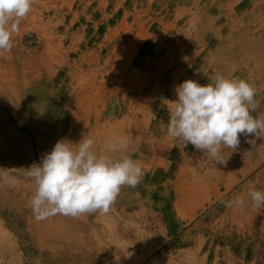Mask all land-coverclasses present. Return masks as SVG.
<instances>
[{"label":"rangeland","instance_id":"rangeland-1","mask_svg":"<svg viewBox=\"0 0 264 264\" xmlns=\"http://www.w3.org/2000/svg\"><path fill=\"white\" fill-rule=\"evenodd\" d=\"M19 28L12 50L0 54V97L27 105L23 121H35L51 150L60 139L78 144L88 135L101 152L111 139L125 138L127 150L111 155H130L144 175L135 188L122 187L106 214L38 221L30 204L35 185L24 174L41 163L36 138L0 105V168L18 169L1 186L15 202L0 209V264H264V209L248 197L250 189L264 191V140L241 135L236 150L222 148L226 163L214 164L167 135L174 101L158 89L171 73L178 85L191 77L206 85L217 72L232 78L229 69H219L229 63L245 77L243 57L237 63L229 50L242 51L251 36L264 39V0H34ZM190 40L194 53L183 50L181 59L177 44ZM45 59L55 60L50 74L33 76ZM140 71L141 102H151L146 113L122 99L137 97L126 82ZM121 80L122 95L116 90ZM257 90L262 105L264 82ZM131 117L146 120L139 125L151 143L167 148L154 153L151 147L143 157L146 141L132 137ZM238 196L245 198L243 209L225 207Z\"/></svg>","mask_w":264,"mask_h":264},{"label":"clouds","instance_id":"clouds-1","mask_svg":"<svg viewBox=\"0 0 264 264\" xmlns=\"http://www.w3.org/2000/svg\"><path fill=\"white\" fill-rule=\"evenodd\" d=\"M34 0H0V54L13 47V35L31 11ZM206 76L207 73L204 72ZM201 85L187 79L176 89L167 135L191 144L214 164H225L222 148L236 150L240 136L264 140V112L254 84L242 78H228L221 73L208 76ZM253 112L257 115L254 117ZM253 144L254 140L247 141ZM96 141L86 135L78 144L58 140L39 164L25 169V176L35 185L30 204L35 219L56 215L78 218L84 214L109 212L122 187L135 188L143 178L141 165L130 155L119 159L111 153L127 150L128 141L115 137L104 151L94 150ZM16 168H0V186L12 181ZM248 197L257 209H264V191L250 189ZM225 207L243 209L244 196L223 202Z\"/></svg>","mask_w":264,"mask_h":264},{"label":"bare ground","instance_id":"bare-ground-1","mask_svg":"<svg viewBox=\"0 0 264 264\" xmlns=\"http://www.w3.org/2000/svg\"><path fill=\"white\" fill-rule=\"evenodd\" d=\"M177 12V11H176ZM209 20V19H208ZM192 22V21H191ZM208 23V22H207ZM236 24V22L234 23ZM188 25V24H187ZM206 25V24H205ZM210 25V24H209ZM212 25V24H211ZM185 26V25H184ZM182 27V26H181ZM183 28V27H182ZM181 28V29H182ZM180 29V28H179ZM186 29V28H185ZM206 32V31H205ZM184 32H179L178 34V38L180 39V37L183 35ZM188 40V39H187ZM189 44H185L183 45L182 43L178 42L177 44V50H175V52H177V55H180V58L182 59L184 54H183V50L188 51V52H193L194 53V42L192 43L191 40L188 41ZM232 47V44L231 46ZM230 54L231 57L233 59H235V61H237V63L239 62V60L243 57V68L245 71V77L241 76V74L239 73V69H238V65L234 64V63H229L227 65H225V67L220 68V70H228L232 76V78H242L245 79L246 81H248L251 84H254L257 87H259L263 82H264V39H260L259 41V37L255 38L253 36H251V38L247 39V41L245 42V45L242 49V51H238L236 49H230ZM174 53V52H173ZM50 55V54H48ZM179 58V57H178ZM35 61V60H34ZM55 60H50V59H45L43 61H41V63H39L38 65H36V69L33 72V76L35 77H40V78H44L46 76H48L50 74L51 68L54 64ZM14 62V61H13ZM38 62V61H37ZM77 62V61H76ZM109 62H107L108 64ZM194 63V62H193ZM213 63V62H211ZM78 65V64H77ZM168 65V64H167ZM76 66V65H75ZM22 67V66H21ZM79 68V67H78ZM31 69V68H30ZM29 69V70H30ZM33 69V68H32ZM17 70V69H16ZM120 71L121 74L124 73V70H118ZM185 71V70H184ZM166 74V73H165ZM20 75V74H19ZM18 75V76H19ZM125 75V74H123ZM165 76V75H164ZM191 76V75H190ZM32 78V77H31ZM168 81L165 80V89H167L165 91V96L167 97L168 95H170V99L175 101L177 98H175V89L178 86V79L179 77L176 75V73H171L168 75ZM2 80V79H1ZM134 80V79H133ZM132 80V81H133ZM164 80V79H163ZM162 80V81H163ZM18 81V80H17ZM28 82V81H27ZM23 84V83H22ZM35 84V83H34ZM133 83H131L132 85ZM120 86H118L119 88H116V90L122 95V81L119 84ZM24 88V87H23ZM35 88V87H34ZM68 89V88H67ZM156 88H152V90H154ZM20 92V91H19ZM68 94V93H67ZM66 94V95H67ZM126 94V93H125ZM20 96V95H19ZM78 96V95H76ZM127 96V95H126ZM69 97V96H68ZM62 99V98H61ZM122 99H126L125 97L122 96ZM256 99L258 100V98L256 97ZM26 100V99H25ZM64 100V99H63ZM9 101H13V106L9 105ZM65 101V100H64ZM125 101V100H124ZM21 101H16V96L15 97H0V105L1 106H5L8 107L9 110L11 111V113L13 114V116L17 119L18 123L20 125L26 124V128L33 132L34 137L36 138V144L38 147V154H40L41 158L48 152L51 151L50 148L47 147V143L44 141H41V136L39 137V133L37 132V127L35 125V121L31 120V118H27V122L25 123L23 120V117L21 115H23L22 112V108L25 110L26 108V104H23V106H20ZM23 102V101H22ZM145 102H150L149 99H146V101H142V105H146ZM80 102L78 100H76L75 105H79ZM61 105V104H60ZM68 105V104H67ZM132 105V104H131ZM57 107V106H56ZM62 108V107H61ZM72 109V108H71ZM122 109V108H121ZM131 109V108H130ZM69 110V109H68ZM128 110V109H127ZM258 111L260 112H264V103L262 105H260ZM29 112V111H28ZM69 112V111H68ZM102 112V111H101ZM35 113V112H34ZM66 113V112H65ZM71 113V112H70ZM136 113V112H134ZM138 114V113H137ZM128 115V114H127ZM131 115V114H130ZM136 115V114H135ZM252 115L255 117L257 115L256 112H253ZM103 116V115H102ZM137 116V115H136ZM144 116V115H142ZM64 117V116H63ZM78 117V112L73 110L72 111V120H75ZM138 117V116H137ZM140 117V116H139ZM145 117V116H144ZM132 118V117H131ZM130 118V119H131ZM146 118V117H145ZM139 119V118H138ZM102 120V119H101ZM56 121V120H55ZM167 125V121H163L161 126L166 127ZM45 127V126H43ZM77 127V126H76ZM79 127V126H78ZM90 127V126H89ZM143 127V126H142ZM73 128V127H72ZM82 128V127H81ZM42 129V128H41ZM79 129V128H78ZM95 129V128H93ZM139 129V128H138ZM43 130V129H42ZM81 130V129H80ZM9 131L11 134H13L14 132L12 131L11 127H6V132ZM67 131V130H66ZM88 131V130H87ZM91 131V130H90ZM136 131V130H135ZM44 132V131H42ZM72 132V131H71ZM159 132V131H158ZM8 133V132H7ZM54 133V132H53ZM92 133V132H91ZM139 134V133H138ZM116 135V134H115ZM156 135V134H153ZM62 136V135H61ZM117 136V135H116ZM18 139H21V136H17ZM47 137V136H46ZM130 137V136H129ZM253 137V136H252ZM48 138V137H47ZM255 138V137H254ZM60 139V138H59ZM132 140V139H131ZM130 140V141H131ZM151 141V140H150ZM150 141H147L146 145L147 146H151L154 147L152 150L155 153L156 150H162L163 148H167V145L164 147H159V146H155L154 144H152ZM138 144V142H136ZM166 143H169L168 140H166ZM156 147V148H155ZM142 150L141 155L143 157H148L149 154H146L147 151H152L149 150L147 148L144 149H140ZM139 152V151H138ZM126 154V153H125ZM139 154V153H138ZM194 155V154H193ZM39 156V155H38ZM155 156H157L156 154H154L153 156H151V158L153 159V157L155 158ZM2 161V160H1ZM36 163V162H34ZM5 186V185H4ZM3 186V187H4ZM14 188V187H13ZM4 189V188H3ZM2 187L0 186V209L1 210H7L8 208H11V205L14 204L15 202V197L12 199V197L10 195H6L5 192L3 191ZM18 191V190H17ZM27 191V190H26ZM19 201V200H18ZM17 201V202H18ZM23 203V202H22ZM20 211H15V214L17 215V225L21 224V220L23 218V214H22V210L19 208ZM32 210V209H31ZM3 211V212H4ZM30 212V211H29ZM6 213V212H5Z\"/></svg>","mask_w":264,"mask_h":264},{"label":"crops","instance_id":"crops-1","mask_svg":"<svg viewBox=\"0 0 264 264\" xmlns=\"http://www.w3.org/2000/svg\"><path fill=\"white\" fill-rule=\"evenodd\" d=\"M177 11V10H176ZM259 36V35H258ZM258 36H255L256 38H258ZM220 69V68H219ZM184 71V70H183ZM182 71V72H183ZM188 72V71H187ZM129 73L130 72H128L127 71V76H129ZM152 73V72H151ZM136 74H139V75H136ZM135 74V72L134 73H132V75L129 77V81L128 82H126V85L127 86H132L133 87V92H137L138 93V95H137V97H135V95H133L132 97H130V95L129 96H126V99H123V103H127V106L130 108V107H132V108H134L135 106L139 109V111H140V108L141 109H144V111H145V113H146V105H142V102H141V94L143 93V91H144V89H143V82H142V77H143V73L140 71V72H138V73H136ZM156 74V73H155ZM182 74V73H181ZM148 75V78H149V80H150V74H147ZM150 75V76H149ZM177 75V74H176ZM121 76V75H120ZM134 79V80H133ZM191 79L192 80H194V77H191ZM133 80V81H132ZM122 81V80H121ZM131 82L134 84V85H131ZM143 83V84H142ZM136 84V85H135ZM165 86V85H164ZM164 86H162V87H159L158 89H160L161 88V92H163V91H166L167 89H165V87ZM168 91V90H167ZM125 100V101H124ZM169 103V102H168ZM132 104V105H131ZM169 105V104H168ZM140 120L142 121V123H145L146 122V120H144V119H134V118H132V119H129V120H127L128 121V124H130V126L131 125H134V127H137V130L136 131H134L133 133H132V137L133 138H139V139H143V140H145L146 141V143H147V141H150V140H152L153 139V137L151 136L150 138L148 137V136H146V131H145V129L141 126V125H139L140 124ZM133 127V126H132ZM139 128V129H138ZM138 133H140V134H143L142 136L139 134V135H137ZM136 134V135H135ZM153 140H155V139H153ZM166 140V139H165ZM151 142V141H150ZM164 145V144H163ZM163 145H159V147L161 148V147H163ZM144 148H147V149H149L150 150V148H151V146H147V145H145L144 146ZM143 148V149H144Z\"/></svg>","mask_w":264,"mask_h":264}]
</instances>
